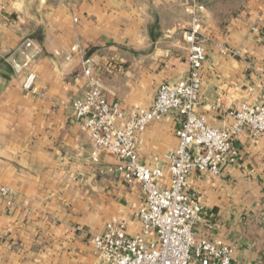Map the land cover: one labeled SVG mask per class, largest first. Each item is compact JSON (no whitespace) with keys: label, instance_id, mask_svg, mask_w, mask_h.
Returning <instances> with one entry per match:
<instances>
[{"label":"crops","instance_id":"0c3cea01","mask_svg":"<svg viewBox=\"0 0 264 264\" xmlns=\"http://www.w3.org/2000/svg\"><path fill=\"white\" fill-rule=\"evenodd\" d=\"M191 4L0 0V186L12 192L10 204L0 199V264H99L90 239L107 221L115 217L129 234L140 231L135 213L144 193L138 183L125 182L113 154L102 151L92 160L89 134L70 102L88 89L84 60L106 99L123 110L134 103L150 107L161 83L186 78L183 33ZM196 4L205 46L196 110L224 129L233 123L231 110L259 98L264 0H242L223 24L213 0ZM26 41L31 58L16 72L11 59L24 61ZM220 46L235 54H222ZM27 71L36 79L25 91ZM178 123L172 113L150 121L137 134L139 160L166 168ZM233 142L238 155L218 174L187 176V189L203 207L194 238L233 246L231 264H264V136L245 127Z\"/></svg>","mask_w":264,"mask_h":264},{"label":"built area","instance_id":"2783aa9c","mask_svg":"<svg viewBox=\"0 0 264 264\" xmlns=\"http://www.w3.org/2000/svg\"><path fill=\"white\" fill-rule=\"evenodd\" d=\"M190 24L183 33L188 48L189 72L176 82L161 83L150 107L134 103L123 110L116 100L108 101L99 82L90 77L91 66L83 61V74L88 77V89L70 102L81 127L89 134L92 160L106 151L119 161V171L127 183H138L144 200L135 215L141 228L136 234L126 231L125 223L111 218L103 231L92 235L94 252L99 264H231L233 246L207 239L195 240L193 225L203 213L194 193L187 189V176L193 170L218 174L220 168L233 162L238 148L233 138L250 127L252 135L264 136V75L260 82L259 98L241 102L229 113L233 123L228 128H216L197 112L201 91L202 63L205 56L204 37L200 31V15L196 0L191 4ZM26 41L20 53L23 62L11 59L12 67L21 72L31 55ZM224 55L235 51L220 46ZM264 59V44L262 47ZM36 79L33 71L24 74L22 88L32 89ZM251 90V88L249 89ZM178 118L177 145L167 155V167L150 166L139 160L137 134L147 124L164 114ZM121 122V123H120ZM166 171L169 172L167 184ZM11 190L0 186V199L11 203Z\"/></svg>","mask_w":264,"mask_h":264},{"label":"trees","instance_id":"16d2710c","mask_svg":"<svg viewBox=\"0 0 264 264\" xmlns=\"http://www.w3.org/2000/svg\"><path fill=\"white\" fill-rule=\"evenodd\" d=\"M242 0H213V3L218 5L215 16L220 24L226 22L227 14L235 15L238 12L239 5ZM228 7L229 10H224Z\"/></svg>","mask_w":264,"mask_h":264}]
</instances>
